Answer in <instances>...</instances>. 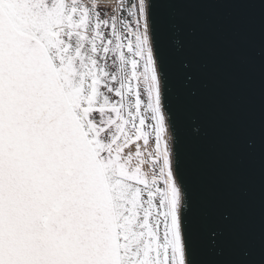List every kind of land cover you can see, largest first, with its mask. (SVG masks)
Segmentation results:
<instances>
[{
    "label": "snow or ice",
    "instance_id": "6c2138e0",
    "mask_svg": "<svg viewBox=\"0 0 264 264\" xmlns=\"http://www.w3.org/2000/svg\"><path fill=\"white\" fill-rule=\"evenodd\" d=\"M182 201L145 0H0V264H190Z\"/></svg>",
    "mask_w": 264,
    "mask_h": 264
},
{
    "label": "water",
    "instance_id": "95a60500",
    "mask_svg": "<svg viewBox=\"0 0 264 264\" xmlns=\"http://www.w3.org/2000/svg\"><path fill=\"white\" fill-rule=\"evenodd\" d=\"M190 264H264V0H146Z\"/></svg>",
    "mask_w": 264,
    "mask_h": 264
},
{
    "label": "built area",
    "instance_id": "2783aa9c",
    "mask_svg": "<svg viewBox=\"0 0 264 264\" xmlns=\"http://www.w3.org/2000/svg\"><path fill=\"white\" fill-rule=\"evenodd\" d=\"M125 0H97V5H108L111 11H119L121 4H124Z\"/></svg>",
    "mask_w": 264,
    "mask_h": 264
},
{
    "label": "rangeland",
    "instance_id": "374dc122",
    "mask_svg": "<svg viewBox=\"0 0 264 264\" xmlns=\"http://www.w3.org/2000/svg\"><path fill=\"white\" fill-rule=\"evenodd\" d=\"M139 2V0H137V3ZM98 10L100 11V12H102V14L104 15L105 13H107V15H109L111 12L114 14V12L113 11H111V9H110V6H108V5H98ZM146 168H147V166H146ZM147 170V169H146Z\"/></svg>",
    "mask_w": 264,
    "mask_h": 264
},
{
    "label": "trees",
    "instance_id": "16d2710c",
    "mask_svg": "<svg viewBox=\"0 0 264 264\" xmlns=\"http://www.w3.org/2000/svg\"><path fill=\"white\" fill-rule=\"evenodd\" d=\"M133 3H137V0H125L123 5H130V4H133ZM101 14H102V12H101ZM111 15H113L112 12L108 16H111ZM102 16H103V14H102Z\"/></svg>",
    "mask_w": 264,
    "mask_h": 264
},
{
    "label": "bare ground",
    "instance_id": "6f19581e",
    "mask_svg": "<svg viewBox=\"0 0 264 264\" xmlns=\"http://www.w3.org/2000/svg\"><path fill=\"white\" fill-rule=\"evenodd\" d=\"M145 2H146V0H145ZM147 4V3H146ZM169 140H170V136H169ZM130 150L131 151H133V152H135V145H132L131 147H130ZM147 168H146V166H145V170H146Z\"/></svg>",
    "mask_w": 264,
    "mask_h": 264
}]
</instances>
